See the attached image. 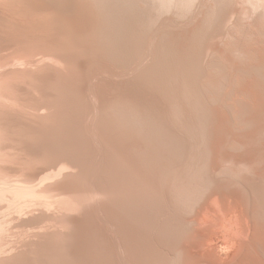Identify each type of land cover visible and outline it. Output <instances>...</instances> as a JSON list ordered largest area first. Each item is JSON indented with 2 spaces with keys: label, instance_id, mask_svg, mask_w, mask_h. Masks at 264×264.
I'll return each mask as SVG.
<instances>
[{
  "label": "bare ground",
  "instance_id": "1",
  "mask_svg": "<svg viewBox=\"0 0 264 264\" xmlns=\"http://www.w3.org/2000/svg\"><path fill=\"white\" fill-rule=\"evenodd\" d=\"M0 169V264H264V0H0Z\"/></svg>",
  "mask_w": 264,
  "mask_h": 264
},
{
  "label": "rangeland",
  "instance_id": "2",
  "mask_svg": "<svg viewBox=\"0 0 264 264\" xmlns=\"http://www.w3.org/2000/svg\"><path fill=\"white\" fill-rule=\"evenodd\" d=\"M193 44H195L194 42H193ZM192 44V45H193ZM220 46H222V44H219ZM192 49H194L193 51H195L196 49H197V46H192ZM108 58H110V59H106L105 58V60L104 61H106V62H108L109 64H114V66H116V67H120L121 68V64H119V61H117V59H116V57H113V56H108ZM116 63V64H115ZM118 64V65H117ZM120 65V66H119ZM216 72V71H215ZM234 74H235V69L234 68H232V70H231V77H233L234 76ZM105 81V80H104ZM221 87H223V88H221ZM220 88H221V90L222 89H224V85H222ZM219 91H220V89H219ZM224 90H222V92H223ZM221 92V91H220ZM107 114H111V111L109 110V113H107ZM105 117H106V115H105ZM112 117V116H111ZM113 118V117H112ZM108 121L109 120H112L110 117L108 118V116H107V118H106ZM116 122V121H115ZM115 122L113 123V125L115 124ZM109 123V122H108ZM120 123H118V125H119ZM110 125H112V122L109 124V128H114V130L113 129H107V131H109V132H107V133H109V135L107 134V137H108V140H109V138L110 137H112L113 135H114V132H116V133H118L119 131L121 132V129L119 130L118 128H117V123H116V128H115V125L113 126H110ZM120 126H121V124L119 125V128H120ZM129 126V125H128ZM127 125H124V127H126L124 130H122V131H124L125 132V130H127V129H129L130 128V126L128 127ZM241 125H236V124H231L230 125V129L232 130V131H234V132H237V131H239V127H240ZM122 127H123V124H122ZM131 128H133V126L131 127ZM116 129V130H115ZM118 129V130H117ZM110 130H111V132H110ZM113 130V131H112ZM131 131H132V129H130ZM128 131L130 134H131V131ZM135 129L133 128V131H134ZM124 132H122L121 134L122 135H125V133ZM128 132H126V133H128ZM110 133H111V135H110ZM124 133V134H123ZM129 133H128V135H126L127 137H129L130 135H129ZM134 133H135V131H134ZM132 135H134V134H132ZM114 137V136H113ZM111 140L110 141H112L113 140V138H110ZM66 169H64V171H65ZM92 172V174H96L97 172H94V170H92L91 171ZM94 174V175H95ZM1 176H3V177H5L7 180H8V182H9V180H11L12 182H16L17 180L18 181H21V182H27V181H30V183L31 184H33V183H35V182H37L39 179H38V177L37 176H32V175H29L28 173H25V172H19V173H13V172H11V173H6V171H4L3 169H0V177ZM4 179L2 178V179H0V183L3 181ZM107 186V185H106ZM84 189H94L93 188V186H91L90 184H87L85 187H84ZM61 192H63L62 194H61V196H62V199H61V201L64 203V206H62V207H60L59 208V210H58V213H57V215L58 216H71V215H87V208H88V204H90L91 203V201H92V194L91 193H89V192H86L85 190H80V189H65V188H60L59 189ZM105 199H106V201H107V203L109 204V202H108V200H107V198L105 197V196H103ZM45 210H47V207H45L44 205H42V204H36L35 206H33V207H29V208H27V209H25V210H22V211H20V212H18V211H6L5 210V208L2 210V212L0 211V221H3V222H5V221H8L9 219H11V218H13V217H15V216H19V215H21V216H24V215H27V214H29V213H32V212H40V211H45ZM97 211H100V210H96V212ZM107 213V212H106ZM56 215V216H57ZM95 215V214H94ZM95 217H97V219L100 221V222H103V218H102V216H100V215H97V216H95ZM81 226V225H80ZM77 229H78V226H77V223L74 221V229L72 228V229H68V228H62V229H56L55 230V235L58 233V234H61V235H58V243H67V242H69L70 241V239H71V236L74 238V236H75V232L77 231ZM92 235H93V237H91L92 235H90V238H91V240H90V243H93L92 245L90 244V246L92 247L93 246V248L95 247L96 248V246H95V244L97 245V242H96V236L93 234V233H91ZM222 234V235H221ZM217 237V240H219V239H222L223 237L225 238V236H223V233L222 232H220V233H217L216 235H215V238ZM95 238V239H94ZM223 238V239H224ZM92 239H94L95 240V242H94V240H92ZM92 241V242H91ZM219 241H223V240H219ZM254 258L249 254V251L247 250L246 252H244L242 255H240V256H238L236 259H234V260H236V261H238V262H240V263H244V264H252V263H258V264H260L261 263V260H259V259H257V260H253ZM231 261H233L232 259L231 260H229V261H227V263H229V262H231Z\"/></svg>",
  "mask_w": 264,
  "mask_h": 264
}]
</instances>
